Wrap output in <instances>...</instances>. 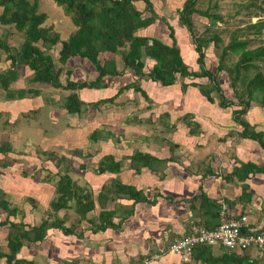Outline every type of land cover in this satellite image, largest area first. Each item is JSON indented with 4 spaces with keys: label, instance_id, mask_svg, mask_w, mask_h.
<instances>
[{
    "label": "crops",
    "instance_id": "crops-1",
    "mask_svg": "<svg viewBox=\"0 0 264 264\" xmlns=\"http://www.w3.org/2000/svg\"><path fill=\"white\" fill-rule=\"evenodd\" d=\"M136 4L141 10L146 6L145 0H137ZM144 13L145 11H143ZM150 24L138 29L137 33L140 34L142 31V34L148 35L146 28L150 27ZM181 25L174 24V28H186L185 26L181 27ZM60 37L63 40L61 35ZM116 55L105 52L102 53L101 60L117 59L118 68L122 70V73L117 74V76H105L102 85L98 88L85 87L74 90L53 86L55 89H44L41 88L40 84L52 85L33 79L31 81L36 82L39 86H32L31 89L35 92H27L25 96L18 95L16 90L20 88H0V113L4 112V116H2L4 124H2L4 129L8 131L3 133L7 135L4 143H8L10 146V149L0 153L1 155L18 153L13 149V140L16 139H26L29 146L37 144L39 149L34 148L36 157L39 152L42 154V151L57 153L58 150L55 145L59 147V144L48 142L54 137H57L58 141H62V144L69 141L68 144L70 143L71 146L73 140L77 139L78 142L81 141L79 145L76 144L79 147L81 143H86L88 132L89 135L91 134L90 136L94 135L91 138L99 142L101 136L111 133L105 131V127L108 125L118 130L126 129V126H138L139 123H142V117H138V114L130 116L128 112L144 107H146L144 114H148L146 117L148 120H151L150 113H155L164 118L163 122L167 127L171 125L176 128L174 133H170L173 139L162 132L156 136L155 134L137 136V140L139 138L144 140V148L135 146L131 151L120 156L113 152L121 148H114L110 144L109 155L113 156L116 162H121L117 171L98 172V167H92L93 171H89L84 162L83 168L76 166L75 169L77 170H74L73 166L70 165L68 174L70 176L71 173L76 174L78 183L89 188L92 192L94 209L89 211L85 218L80 217L74 209V205L59 210L57 217L63 219L64 227L70 228L72 231L65 232L57 227L50 228L47 237L42 242H38V246L36 243H31L30 246L23 245L17 254L18 258L31 260L33 264H133L146 255L159 253L160 256L150 264H182L181 256L168 250L170 242L186 235L190 231L192 223L201 224L209 229L217 228L221 224L220 216H222L223 209L231 218L247 216L248 225L244 232L262 230L264 228V169L249 174L248 178L244 180L238 179L231 173L242 162L249 161L259 167L264 166V147L262 144L257 140L244 138L240 135L241 130L229 113L230 107L222 108L214 103L213 105L217 109L198 112L195 106L198 105L201 108L205 104H212L200 93L199 89L188 87V91L183 95L178 88V82L174 88L175 83L162 85L148 77H139L134 69L125 68L123 59L121 60ZM148 58L153 61L150 64L152 67L155 60L149 56ZM70 59L71 62H75L72 59H77L78 62L74 69H71L70 75L65 71L61 73V75L65 73L66 84L68 78L79 83L96 80L99 73L90 60L79 56ZM149 70L146 69V71ZM17 78L21 79V77ZM133 82H136L146 92V95L134 86L125 87L126 84ZM23 89L28 90L29 88ZM173 89L175 90L174 97L181 99L187 94L188 96L191 94L195 102L200 103L192 104L189 102L190 105L178 106V108H173V111L170 110L174 106V102L171 101ZM72 93H77L80 100L85 103L80 113H69L65 106L67 97ZM168 97L169 102H167ZM64 98L66 99L64 100ZM155 100L160 101L155 104ZM132 104L136 106L130 107ZM99 108H107L109 111L100 112L102 113L100 114ZM263 109L261 106L253 108L256 112L254 115L259 118L260 124H250L257 131L264 130V117L261 116ZM92 110H95L94 114L91 113ZM73 115L75 118L73 125L69 120L67 123H62V119H70V116ZM90 115L94 117L89 118ZM179 115L193 116L197 126L203 128V132L206 130L213 137L208 140L207 136L210 134H202V138L197 142L198 137L194 136L197 135V132L193 133L192 136H189L190 134L181 135L179 131L183 130V124L179 120ZM35 117L37 118L36 127L29 129V125L34 123ZM45 124L50 126L61 124L62 128L50 133L47 128L49 126ZM236 130H240V132H236ZM192 132L195 131L192 130ZM216 133L219 135L217 138ZM35 134L40 137H37V141L33 142ZM110 135L113 136L112 133ZM218 138L220 139L218 140ZM167 140L173 141V145H167L168 143L165 142ZM184 140L190 145L180 143ZM219 141L222 143L226 141V144H218ZM117 142L124 144L122 137L117 139ZM209 142L215 143L216 146L208 144ZM149 144L152 145L151 148L148 147ZM177 144L185 145L183 149L188 148L192 154L189 155V159L179 157L177 149H175ZM50 145L52 146L51 149H47ZM126 148L128 149L129 146ZM136 150L150 153L162 160L157 164L155 163L156 166L153 168L144 165L140 166L137 171L130 158ZM29 152L31 153V150ZM80 153L82 152L77 149L74 151V155H78V157L85 156V154ZM62 154L61 152L60 155ZM43 156L45 157L44 161H41L44 168L47 169L44 173L48 174L45 180L33 179L34 176H24L15 172L13 177H9L8 186L4 184L8 181L0 184V188L6 193L14 192L20 197L24 195L25 202H27L26 198L28 197L35 199V203L33 201L31 204L28 202L31 205L29 208L24 206L22 209L26 215H30L29 220L38 225L44 217L48 216L51 202L57 197L56 181L53 180L58 177L56 175L57 166L52 165L53 163L47 155ZM3 173L4 169L0 168V178ZM118 183L132 185L142 190L147 200L135 201L134 198L124 192L116 198L117 193L113 191ZM104 187L112 188L113 191H107ZM45 202L47 203L46 211L42 212V215H39L37 208L32 209L34 205L39 208L44 207L43 203ZM130 207L133 209L132 214L122 222L125 210L128 211ZM105 211H115L113 221L116 224L121 222V225L99 228L100 215ZM6 215V211L0 207V220L4 219ZM2 231L0 225V242L4 240ZM46 245L48 247H45ZM213 250L216 255H219L227 249L216 246L213 247ZM234 252L242 253L243 250ZM248 252L254 261L258 264H264V245L249 248ZM193 264L206 263L193 261Z\"/></svg>",
    "mask_w": 264,
    "mask_h": 264
},
{
    "label": "trees",
    "instance_id": "trees-1",
    "mask_svg": "<svg viewBox=\"0 0 264 264\" xmlns=\"http://www.w3.org/2000/svg\"><path fill=\"white\" fill-rule=\"evenodd\" d=\"M39 0H0L2 10L0 12V23L4 25H12L17 31L23 33V40L20 48H15L9 44V30L6 32L0 31V58L2 53H7L6 60H11V66L21 60L22 63L28 64L33 70V80L42 81L54 87H64L68 89L80 88H98L102 85V80L105 76H117L122 73L118 68L117 59L110 58L101 60L102 53H115L121 47H126L123 50L122 59L124 67H130L135 70L139 77H148L160 82L162 85H172L176 83L178 74L184 77H207L210 80V85H202L193 82L191 85L198 87L200 93L212 104L216 103V98L213 92H218L220 102L218 105L222 108H228L238 105L239 108L233 111L234 120H237L242 126L240 135L244 138L257 140L264 147V130L257 131L254 127L241 117L248 113L254 103H259L264 106V68H261L259 63L264 65V44L257 46L254 49L249 48V39H240L237 34H234L232 40L222 50L219 57L218 71H226L230 80V86L233 89L234 96H226L219 82L218 74L214 73L205 66V52L203 48L210 42H215L216 45L222 42L218 34L213 36H198L195 41L198 44L196 49L199 52L198 63L201 71L190 70L189 65L185 62L181 49L177 44V36L174 34L173 26L167 22L169 34L173 37L172 44L166 43L165 40L156 37L138 34L137 30L152 23L156 19V14L152 8V0H145L146 6L144 9H139L136 5L137 0H54L55 4L62 8L74 25V30L66 39H61L59 32L54 29L53 25L46 26L44 24L47 19V13L38 11ZM199 0H185L184 5L179 9V22L192 33L193 19L192 15L200 12V15L206 16L209 20L217 21L222 18L215 13H210L206 9L202 10L197 7ZM145 9L153 12L152 15H144ZM264 24V19H259L249 28L254 32L260 33L261 27ZM213 25V24H212ZM207 30V29H206ZM194 35V34H193ZM58 43H62L60 57L55 61L50 54V50ZM128 47V48H127ZM236 54L239 59L236 62H229V56ZM144 55L155 60V63L149 71H145ZM87 58L95 66L99 75L94 81L75 82L67 79V84L63 85L60 75L63 71L71 74V69H66L64 64L72 57ZM18 68H10L9 73H0V81L9 88L10 81L15 79L19 73ZM136 87L146 92L136 83L126 84V88ZM189 84L183 83V91H187ZM122 89V88H121ZM120 89V91H121ZM18 95L25 96L27 92H31V88L16 90ZM113 100V99H109ZM65 106L69 113H80L85 103L80 100L77 93H72L67 97ZM94 136V135H92ZM10 149L8 143L0 145V152ZM43 155H47L51 161L64 160V156L57 158L56 153L42 151ZM131 163L138 171L140 166H148L153 168L162 159L147 153L136 150L131 156ZM66 160V159H65ZM69 162L61 173L56 171L59 176L56 183L57 197L52 200L50 211L47 217L38 224L22 223L23 227H19L18 221L13 220L12 216L20 212L21 208L10 206V201L3 196L5 190L0 188V207L3 208L7 215L0 220V225L10 224L12 231L7 235L8 251L0 250V256L5 257V264H33V261L23 258H18L17 254L24 245L25 241L42 242L48 235L50 228H61L65 232H70L72 229L64 227V220L58 218L59 210L70 208L74 205V209L85 218L86 214L94 209V201L92 192L89 188L81 186L76 180L68 174ZM156 163V164H155ZM6 166L8 162L0 163ZM55 166H57L55 164ZM80 168L84 167L83 163H79ZM121 166V162H116L113 156L108 155L104 160L99 162L98 172L106 170L117 171ZM264 169V166H257L252 162L241 163L231 172L233 176L244 180L249 174L257 173ZM107 191H113L112 188L104 187ZM116 198L122 192L127 193L135 201L147 200L143 191L132 185L116 184ZM121 196V195H120ZM35 203V199L31 198ZM70 202V204H69ZM122 207V205H119ZM132 208L125 210L123 220L132 214ZM24 212V210H23ZM115 211H105L100 215L99 228L106 226H120L121 222L116 224L113 221ZM221 217V216H220ZM248 249H244L242 253L224 250L219 255H216L213 246H200L196 248L191 262L182 264H193V261L203 262L206 264H258L250 256Z\"/></svg>",
    "mask_w": 264,
    "mask_h": 264
},
{
    "label": "rangeland",
    "instance_id": "rangeland-1",
    "mask_svg": "<svg viewBox=\"0 0 264 264\" xmlns=\"http://www.w3.org/2000/svg\"><path fill=\"white\" fill-rule=\"evenodd\" d=\"M184 1L185 0H152L153 5H154V6H152V8H153L154 13L156 14L157 17L153 21V23L155 25L150 24L151 26L146 28V32H147L146 34H148V36L159 37V38L165 40L166 43L172 44L174 39L169 34V27L167 26V22L170 23L173 26V28H174V24L177 26L180 24V22H179V8L182 7V5H184ZM38 3H39V6H38L37 10L46 12L47 16H48L47 19L45 20L44 24L46 26L53 25V27L57 29V31L62 36V38L66 39L68 37V35L74 30V25L71 22L70 18L64 14L61 7H59L55 4L54 0H39ZM197 7L199 9H202V10L206 9L211 14L215 13V15L220 16L222 19L212 22L206 16L200 15V12L194 13L192 15V19H193V23H194L192 33L194 35L191 34V32H189L186 28H181V29L178 27H177V29L174 28V34H176V36H177V44L180 47L182 56H183L185 62L189 65L190 70L198 72V71H201V68H200V65L198 63L199 52L196 49L198 44L195 41V37L203 36V35L213 36L215 34H218L222 39V42L220 44L216 45V43L213 41V42H210L207 46H205L203 48V50L205 52V56H204L205 66L207 69H210L214 73L218 74L219 82L221 83V87L223 88L224 93L226 94V96L230 95V97H232V96H234V93H233L234 91L230 86V80L228 77V73L226 71H221V72L218 71V65H219V57L218 56L220 55L222 50L227 46V44L232 40L233 36H235L234 34H237L240 39H246V38L249 39V41H250L249 48H251V49H254L261 44H264V24L261 27L260 33L254 32L253 29L249 28V25H253L254 22L258 21L259 19H264V0H199V2H197ZM1 10H2V7L0 6V12H1ZM144 14L152 15L153 12H151L148 9H145ZM158 19L161 21H159ZM157 21H158V23H157ZM153 25H154V28H152ZM183 26L184 25H181V27H183ZM7 30L10 31L9 32L10 35L8 38L9 44H11L12 46H15V48L19 49L21 44H22L21 42L23 40V33L17 31L12 25H8V24L4 25V24L0 23V31L6 32ZM140 34H142V31H140ZM61 46H62V44H58L56 47H53L50 50V54L54 57L55 61L58 60L60 57V50L62 48ZM123 50H126V47H121L120 50L118 52H116V54H117L116 56H118V58H120L121 60H122ZM6 56H7V53L3 52L2 56L0 58V73L3 72V73L7 74V73H9L8 70L10 68H18V70L16 69V71L19 73V75L17 77H21V79H19L17 77L15 79H12L10 81L9 88H22V87L23 88H31L32 86H37L36 82L31 81L32 76L34 74V70L28 64L22 63L21 60H19L17 62L18 64H15V67H13V66H11V60H8V61L6 60ZM144 58H145L144 61L146 62L144 70L146 71V69H151L150 64L153 61H150L148 56L144 55ZM228 59H229V62H236L239 59V56L232 53V55L230 54ZM2 60H5V61H2ZM70 60L71 59H69L67 61V63L64 64L66 69H74V67L76 66V63L78 62L77 59H72V60H75V62H71ZM146 60H148V61H146ZM122 62H123V60H122ZM147 62H149V63H147ZM259 64H260L261 68H264V65L262 63H259ZM123 65H124V63H123ZM61 79H62L61 82L63 84H66L65 73H63L61 75ZM176 82L179 83L178 88H180V91L182 92L183 95L188 91V89H187V91H183V88H182L183 83L189 84V88H192V89L196 88V90L199 88L192 86L191 84L193 82H196V83H199L202 85H204V84L210 85V83H211L207 77H203V78L184 77L180 74H178V78H177ZM175 85H176V83L174 84V88H175ZM206 85H204V86H206ZM40 86H41V88H44V89L54 88L53 86H45L44 84H40ZM4 87L5 86L0 81V88H4ZM174 92H175V90L173 89V92H171L173 99L171 101L174 102L175 107L173 106L172 108H170V110H172V111L174 110L173 108H176V107L178 108V106L185 107L187 105H190L189 102L192 104L193 103H200V102H195V100L193 99L191 94L189 96L187 94L184 98L179 99V97H174ZM213 95L215 96L216 101L220 102V100H219L220 96H219L218 92H216V91L213 92ZM65 99L66 98H64V100ZM167 100H168L167 102L170 101L169 97ZM159 101L155 100V104L159 103ZM217 102H216V105L219 106ZM106 106H108V105H106ZM134 106H136V105L132 104L130 107H134ZM168 106H169V103H168ZM260 106L264 108L263 105H261L259 103H254L253 107L250 109L252 111L249 110L250 113L243 115L241 118L244 120H247L251 124H258L259 125L260 120L258 117H256L254 115V114H256V112L253 110V108L255 109V107L258 108ZM195 107H196L195 109L198 112H205L208 110L210 111V110L217 109V107L213 104H205L201 108H199L198 105ZM238 108H239L238 105L232 106V107L230 106L229 113L231 116H233V119H235L233 111L235 109H238ZM119 109H121V108H119ZM123 109H125V108H123ZM145 109H146V107H144L142 109H138V110L133 109V110L128 112V114H130V116L131 115L134 116L135 114H138L139 115L138 117H142L143 121H142V123H139L138 126H135V125L126 126V129L122 128V129H118V130H115V128L111 125H108L106 127L104 126L106 128L105 131H110L113 134V136L110 135L111 133L109 135L106 133L105 135L101 136V139H99V142L98 141L96 142V140L91 138L92 136H90L91 134L89 135L88 132H87V136H86V143H84V144L81 143L79 147H77L76 144L79 145V143L81 141L78 142L77 139H75L77 141L73 140L74 142H72V146H71L70 143L68 144L69 141L66 142V144L65 143L62 144L61 143L62 141H58L57 137L52 138V140L48 141L49 143L50 142L51 143L56 142L59 144V147H57V145H55V148L58 150L56 153V155H57L56 159H58L61 156H64V160H62V161H58V160L51 161L53 163L52 165L56 164L57 165L56 171L63 173L64 169L66 168L67 163H69V162H65V161H75V163H70V165L73 166L74 170H77L75 168H77L76 166L79 163L84 162V163H86L88 170L93 171L92 167L97 168L99 162L104 160V157L109 155V151H111L110 150V144H112V146L114 148L115 147L121 148L120 150L113 152L115 154L117 153V156H120L121 154H125L127 151H131L133 148H135V146H138L140 148H144V146H143L144 140H142L140 138L137 140V136L142 137L143 135H150V134H153V135L155 134V136H156V134L160 135L162 133H165L171 139H173V137L170 133H174L176 128H174L171 125H170V127H167L165 122H163L164 118L159 117L155 113H152V114L150 113L151 120H148L146 118L148 116V114H144L146 112ZM98 110H99V113L109 111L107 108H99ZM180 110H182V109H180ZM91 113L94 114L95 110H92ZM102 113H100V114H102ZM96 114H97V112H96ZM97 115H99V114H97ZM0 116H1V118H0V145H1L5 142L4 140L7 136L3 133H6L8 131L5 130L3 127L4 123L2 122V116H4V112H1ZM90 116L91 117H89V118H92L93 115H90ZM183 116L179 115V117H180L179 120L183 124V130L179 131L181 133V135L190 134L189 136H192L193 133L197 132V135H194V136L198 137L197 142H199L200 139L202 138V134H205V135L210 134L206 130L203 132V128H201L200 126H197V123H196L195 119L193 118V116L192 117H190V116L185 117L184 116V118H183ZM261 116L264 117V109H263V111H261ZM22 118H24V116H22ZM25 118L27 120V118H28L27 114H26ZM74 119L75 118L73 115V116H70V119H67V118L62 119V123H64V122L67 123L69 120L71 125H73L72 123L75 122ZM34 120H35L34 123L29 125V129L36 127L37 118L35 117ZM234 121L238 124V128L242 131V127L240 126V123L237 120H234ZM45 125L49 126L47 128H48L50 133L59 131L62 128L61 124L58 126H50L48 124H45ZM192 130H194L195 132H192ZM240 130H236V132H240ZM234 131H232V132H234ZM229 134H231V133H229ZM215 136L217 138L219 135L216 133ZM37 137H40V136L35 134L32 141L33 142L37 141L36 140ZM121 137H122V140L124 142L123 145H122V143L118 144V142H117V139H120ZM212 137L213 136H211V134H210L207 136V139L209 140ZM219 139L220 138H218V140ZM195 141H196V139H195ZM153 142L156 143L155 141H153ZM165 142L168 143L167 145H171V144L173 145V141H171V140H167ZM176 143H178V142H176ZM180 143L181 144L186 143L185 145H190V144H188V142H185V140L180 142ZM178 144L176 145L177 147L175 149H177V154L179 155V157L189 159V157H190L189 155L191 153L188 151L187 146H186L187 149H183V148H185V145L181 146ZM208 144H213L214 146H216L215 143L209 142ZM218 144H226V141H223V143H222V141H219ZM127 146H129L128 149L126 148ZM150 146H152V145L149 144L148 147L151 148ZM37 147H39V146H37V144L36 145L32 144L30 146L27 145L26 139L25 140H22V139L13 140V149H15L18 153L17 154L16 153H8V154L4 153L3 155L0 154V163H2V162H8L9 163L8 166H2L0 164V168L4 169V173L1 174L0 184H3L4 182L8 181V182L4 183L5 185L8 186L9 185V177L12 176L13 174H15V172H18L19 174H23L24 176H28V175L34 176L35 178H33V179L40 178L41 180H45L46 176L48 175V174L44 173V171H47V169L44 168V166H43L44 164L42 162V161H44L43 159L45 157L43 156V154H41V152H39L38 156L36 157V151L34 148H36V150H38L39 148H37ZM51 147L52 146L50 145L47 149H51ZM76 149L82 152L80 154H85V156L84 157L83 156L78 157V155L77 156L74 155V151ZM172 149H173V147H172ZM30 150H31V153L29 152ZM184 150H186L187 152ZM61 152L63 153L62 155H60ZM0 153H2V152H0ZM19 153H21V154H19ZM107 153H108V155H106ZM211 155H213V152H211ZM45 167H47V166H45ZM71 176L73 177L72 179L79 182V180L76 178L77 177L76 174L71 173ZM57 178L55 177L53 179L54 181H56V183H58L59 176ZM3 196H5V198H7L10 201V206L12 208L17 207V208L22 209L24 206L27 208H29V206H31L30 204H31L32 200L30 201V199H31L30 197L26 198L27 202H25L23 199L25 197L24 195H23V197H20V195H17L14 192H10V193L5 192V195L3 194ZM28 202L30 204H28ZM43 204H44V207L39 208L36 205H34V206H32V209L37 208L39 215H42V212L46 211L45 208H46L47 203L45 202ZM42 209H44V210H42ZM6 214H7V212H6ZM29 216H30L29 214L26 215L25 211L23 212V210H21L20 212L15 213V215H13L12 218H13V220L20 222L19 227H23V225H22L23 222L26 224L27 223L36 224L35 222L32 223L29 220ZM32 217L34 218V216H32ZM1 229L3 230L2 231L3 233H1V234H3L4 240H2V242H0V250L8 251L9 250L8 242H7V239L5 237H7V235L12 231V227L8 223L6 225L1 226ZM31 243H36L38 246L37 241H25L24 245L30 246ZM45 247H48V245H46ZM5 263H6L5 257L3 258L0 256V264H5Z\"/></svg>",
    "mask_w": 264,
    "mask_h": 264
},
{
    "label": "built area",
    "instance_id": "built-area-1",
    "mask_svg": "<svg viewBox=\"0 0 264 264\" xmlns=\"http://www.w3.org/2000/svg\"><path fill=\"white\" fill-rule=\"evenodd\" d=\"M221 224L217 228L209 229L201 224L192 223L190 231L172 240L168 250L181 256L183 262L193 260L194 251L200 246H221L229 251H242L244 249L264 245V228L258 232H244L248 225L247 216L231 218L223 209ZM159 253L146 255L133 264H150Z\"/></svg>",
    "mask_w": 264,
    "mask_h": 264
},
{
    "label": "water",
    "instance_id": "water-1",
    "mask_svg": "<svg viewBox=\"0 0 264 264\" xmlns=\"http://www.w3.org/2000/svg\"><path fill=\"white\" fill-rule=\"evenodd\" d=\"M244 231V230H243Z\"/></svg>",
    "mask_w": 264,
    "mask_h": 264
}]
</instances>
